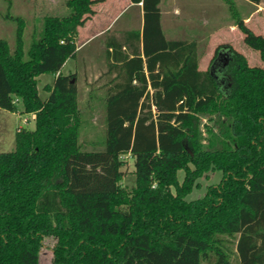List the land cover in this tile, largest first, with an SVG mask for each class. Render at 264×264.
<instances>
[{"label": "trees", "instance_id": "obj_1", "mask_svg": "<svg viewBox=\"0 0 264 264\" xmlns=\"http://www.w3.org/2000/svg\"><path fill=\"white\" fill-rule=\"evenodd\" d=\"M131 1L143 5V28L106 35L102 150L80 141L76 75L61 72L97 0H66L27 54L25 21L10 17L16 48L0 39V108L35 115L36 127H19L15 150L0 153V264H39L48 237L53 264H264V68L220 45L200 70L196 41L166 38L161 0ZM223 1L264 62V36ZM42 74L56 75L46 100ZM125 155L135 160L131 190ZM216 170L220 183L187 201Z\"/></svg>", "mask_w": 264, "mask_h": 264}, {"label": "rangeland", "instance_id": "obj_2", "mask_svg": "<svg viewBox=\"0 0 264 264\" xmlns=\"http://www.w3.org/2000/svg\"><path fill=\"white\" fill-rule=\"evenodd\" d=\"M183 1H188L187 6L194 14L192 16L194 21L191 20L187 24L182 22L183 24L173 26L168 22L166 26L164 25L165 35L170 40L185 38L196 41L201 70L208 69L215 50L220 45H229L243 54L250 66L264 68V62L261 60L259 52L245 44L241 31L233 30L235 20L225 1ZM235 4L240 15L245 18L246 24L256 34L264 36V0L258 5L251 4L247 0H235ZM66 13V0H0V39L7 40L11 51H14L18 24L10 17H22L25 21L24 49L27 54L33 40L40 38L44 27V17L65 15ZM85 50L91 56L90 61L82 65L79 63L81 60L76 56L67 63L64 73L76 75L73 82L77 85L79 105L83 111L80 141L88 150H92L94 146L98 150H102L106 137L104 98L109 87V78L106 74V48H102L99 42H95ZM83 52L84 50L81 53ZM54 78L52 74H42L37 78V86L42 100L48 98L49 92L46 86L51 85ZM206 123H209L207 118L201 117L200 130L207 138ZM19 127L34 130L36 125L33 115L10 112L0 108V153L15 150L16 133ZM123 159L126 164L123 167L122 185L131 190L136 185L135 160L130 155L123 156ZM190 166L192 169L194 168L193 165ZM222 176L223 173L218 170L205 174L197 180L199 186L193 189L186 200L193 201L204 197L210 186L220 183ZM184 177V171L180 170L178 172L180 184L183 183ZM173 192L175 193L174 188ZM54 244L53 237L46 238L40 253L39 264H53Z\"/></svg>", "mask_w": 264, "mask_h": 264}, {"label": "crops", "instance_id": "obj_3", "mask_svg": "<svg viewBox=\"0 0 264 264\" xmlns=\"http://www.w3.org/2000/svg\"><path fill=\"white\" fill-rule=\"evenodd\" d=\"M187 2L183 0H161V25L164 34V25L166 26L168 22L169 25L173 26L183 24L182 22L187 24L193 20L192 16L194 14L188 8L187 5L189 3ZM92 10L93 13L87 16L88 18L84 25L79 27L76 39L77 58L81 60L79 63L82 65L89 62V58L91 57L85 49L95 42H99V45L104 48L108 33L119 35L131 30H141L144 25L142 3L133 4L131 0H97L92 6ZM233 30L236 31L238 29L234 26ZM83 50L84 52L81 53ZM69 61L70 59L65 63L61 71L63 74H67L64 73V69Z\"/></svg>", "mask_w": 264, "mask_h": 264}, {"label": "built area", "instance_id": "obj_4", "mask_svg": "<svg viewBox=\"0 0 264 264\" xmlns=\"http://www.w3.org/2000/svg\"><path fill=\"white\" fill-rule=\"evenodd\" d=\"M33 117H34V119H35V117H36V116H35V115H33Z\"/></svg>", "mask_w": 264, "mask_h": 264}]
</instances>
